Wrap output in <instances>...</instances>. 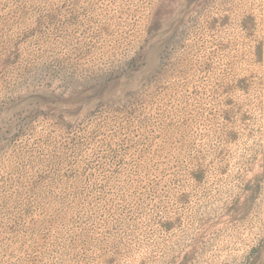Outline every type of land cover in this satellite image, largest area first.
I'll list each match as a JSON object with an SVG mask.
<instances>
[{
  "label": "rangeland",
  "instance_id": "374dc122",
  "mask_svg": "<svg viewBox=\"0 0 264 264\" xmlns=\"http://www.w3.org/2000/svg\"><path fill=\"white\" fill-rule=\"evenodd\" d=\"M0 264H264V0H0Z\"/></svg>",
  "mask_w": 264,
  "mask_h": 264
}]
</instances>
